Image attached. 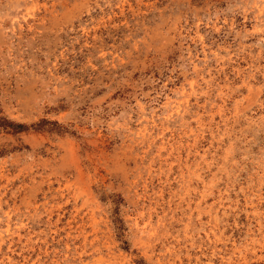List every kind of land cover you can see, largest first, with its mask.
Segmentation results:
<instances>
[{
  "label": "rangeland",
  "instance_id": "obj_1",
  "mask_svg": "<svg viewBox=\"0 0 264 264\" xmlns=\"http://www.w3.org/2000/svg\"><path fill=\"white\" fill-rule=\"evenodd\" d=\"M0 264H264V0H0Z\"/></svg>",
  "mask_w": 264,
  "mask_h": 264
},
{
  "label": "trees",
  "instance_id": "obj_2",
  "mask_svg": "<svg viewBox=\"0 0 264 264\" xmlns=\"http://www.w3.org/2000/svg\"><path fill=\"white\" fill-rule=\"evenodd\" d=\"M17 126V128L19 129H23V128H25V126L24 125H21V124H19V125H16Z\"/></svg>",
  "mask_w": 264,
  "mask_h": 264
}]
</instances>
